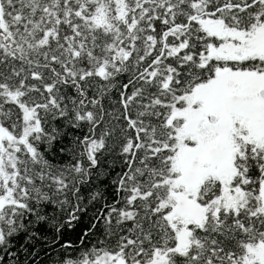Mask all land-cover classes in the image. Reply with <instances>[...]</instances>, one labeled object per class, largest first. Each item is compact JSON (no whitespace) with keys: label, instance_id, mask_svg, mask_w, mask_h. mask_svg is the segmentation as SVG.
Masks as SVG:
<instances>
[{"label":"snow or ice","instance_id":"6c2138e0","mask_svg":"<svg viewBox=\"0 0 264 264\" xmlns=\"http://www.w3.org/2000/svg\"><path fill=\"white\" fill-rule=\"evenodd\" d=\"M48 233L264 264V0H0V264Z\"/></svg>","mask_w":264,"mask_h":264},{"label":"trees","instance_id":"16d2710c","mask_svg":"<svg viewBox=\"0 0 264 264\" xmlns=\"http://www.w3.org/2000/svg\"><path fill=\"white\" fill-rule=\"evenodd\" d=\"M77 231H79V229H77ZM70 235L73 241H76L75 235L71 233ZM59 239L60 237L58 234L54 240L52 233H48L47 239H38L28 244L26 241H21L19 236H17L13 240V246L17 248L19 259L22 261V264H49L50 258L59 251V248L53 249V243H56ZM21 243H25L27 247L19 248L18 245Z\"/></svg>","mask_w":264,"mask_h":264}]
</instances>
